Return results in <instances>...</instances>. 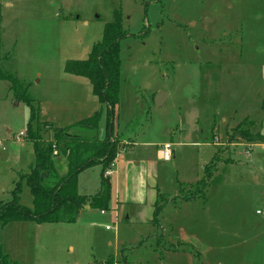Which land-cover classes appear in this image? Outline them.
<instances>
[{
  "label": "rangeland",
  "instance_id": "1",
  "mask_svg": "<svg viewBox=\"0 0 264 264\" xmlns=\"http://www.w3.org/2000/svg\"><path fill=\"white\" fill-rule=\"evenodd\" d=\"M118 11L126 36L115 155L128 149L127 158L148 161L152 198L122 214L113 198L109 210L81 209L73 223L8 224L2 252L18 264H264V216L256 214L264 207V144L253 143L264 133V0H0V67L24 95L0 80V201L32 163L29 124L46 143L97 112L104 136L103 105L64 66L87 57ZM158 93L165 98L155 107ZM245 119L253 125L237 128ZM237 130L247 140L228 145ZM52 163L65 173L61 156ZM206 165L210 183L193 200ZM100 171L81 175L83 195L98 191L90 186ZM31 201L22 182L19 204L30 209Z\"/></svg>",
  "mask_w": 264,
  "mask_h": 264
},
{
  "label": "trees",
  "instance_id": "2",
  "mask_svg": "<svg viewBox=\"0 0 264 264\" xmlns=\"http://www.w3.org/2000/svg\"><path fill=\"white\" fill-rule=\"evenodd\" d=\"M159 1V0H158ZM126 36L121 22L120 11L115 13L113 21L105 25L102 38L92 46L91 52L85 59L68 60L64 71L72 76L86 79L90 84L92 95L103 105L105 111V133L102 138L97 136L100 114L95 112L91 116L75 122L71 126L56 129L52 139L43 142L38 133L31 128L26 133L32 143L33 160L28 172L19 174L10 192V198L0 201V230L8 224L20 222H34L37 224L73 223L78 212L85 206L99 211L109 210L110 180L105 175L116 158L117 149L112 123L119 104L120 59L119 43ZM0 80L8 81L18 99L24 95L17 90L18 83L12 76L3 72L0 67ZM36 110L31 107L30 120L34 121ZM252 126L253 123L245 119L243 123ZM79 128L88 132L86 136H75L69 133L72 128ZM229 141L247 140L245 132L235 131ZM253 143L264 144V133L256 135ZM61 156L66 164L65 173L58 174L52 163V158ZM92 166H100L99 189L92 195H81L77 191L78 174ZM209 165L204 167V178L195 184H202L194 188L193 200L203 198L210 183ZM24 182L32 198L30 209L19 204L21 183ZM153 207V224L160 213L157 199ZM192 200V201H193ZM164 207V206H163ZM162 207V208H163ZM159 210V211H158ZM157 225V224H156ZM0 264H18L4 254L0 247ZM100 264H115L112 258Z\"/></svg>",
  "mask_w": 264,
  "mask_h": 264
},
{
  "label": "crops",
  "instance_id": "3",
  "mask_svg": "<svg viewBox=\"0 0 264 264\" xmlns=\"http://www.w3.org/2000/svg\"><path fill=\"white\" fill-rule=\"evenodd\" d=\"M97 133H98V129H97ZM231 144L233 143H230L229 141L228 145ZM130 151L132 152V150ZM128 154H129L128 149L127 151H122L114 159L113 163L110 165L109 168L110 174L108 177L111 185L110 199L114 198L115 205L113 208L115 211L119 212L118 214L124 213V208L126 207L132 208L133 206L136 207L144 206L145 204L149 203V197L150 199L152 198L149 192L150 190L148 183L149 181L148 161L142 158H140L139 160H131V158H127ZM93 167H99V166H92L78 174L77 191L81 195H83L80 190L81 175L84 174L87 170L92 169ZM99 174L97 178V182H98L97 186L95 187V185L92 184L90 186L92 187V189H99ZM155 200L156 198L154 199L153 204ZM83 210L88 211L90 210V208L88 206H85Z\"/></svg>",
  "mask_w": 264,
  "mask_h": 264
},
{
  "label": "built area",
  "instance_id": "4",
  "mask_svg": "<svg viewBox=\"0 0 264 264\" xmlns=\"http://www.w3.org/2000/svg\"><path fill=\"white\" fill-rule=\"evenodd\" d=\"M19 136H24V133L19 132ZM160 153L161 158L163 161H169L171 158V144L170 143H164L160 146ZM110 172L107 170L105 172L106 176H109ZM257 215H263L264 216V207L256 211Z\"/></svg>",
  "mask_w": 264,
  "mask_h": 264
},
{
  "label": "water",
  "instance_id": "5",
  "mask_svg": "<svg viewBox=\"0 0 264 264\" xmlns=\"http://www.w3.org/2000/svg\"><path fill=\"white\" fill-rule=\"evenodd\" d=\"M164 95L161 94V93H158L156 94L154 97H153V104L155 107H159L162 102L164 101Z\"/></svg>",
  "mask_w": 264,
  "mask_h": 264
}]
</instances>
